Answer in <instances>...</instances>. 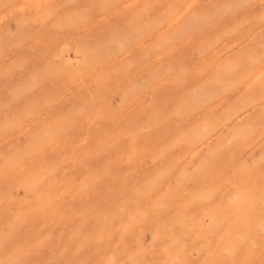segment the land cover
<instances>
[{
	"label": "rangeland",
	"instance_id": "1",
	"mask_svg": "<svg viewBox=\"0 0 264 264\" xmlns=\"http://www.w3.org/2000/svg\"><path fill=\"white\" fill-rule=\"evenodd\" d=\"M222 1L0 0L2 4V6L0 4V109L6 107L1 109L3 112L0 111V130H2V133H0V139H2L0 140V174L3 173L5 175L2 174V177L0 175V264H15V262L17 264H96V262L97 264H101L102 262V264H132L134 262L133 255H135L134 259H137V262L135 261L137 264H246V262L248 264H264V0ZM229 1H233L235 5ZM155 4L158 6L154 8ZM246 6L248 7L246 8ZM210 10L213 11L211 12ZM226 10L229 13H226ZM243 11L244 13H242ZM189 12L193 13V15ZM204 14L207 15L204 16ZM41 15L44 16L42 17ZM133 15L136 18H133ZM234 15L236 16L235 19L233 18ZM226 16L227 19H225ZM229 16L234 20L231 21ZM35 18H37L36 21ZM137 18L141 20L138 19V21ZM197 18H201V20ZM247 19L251 20L248 21ZM29 20H32L30 21L31 23ZM134 21H136V24ZM229 23L231 24L229 25ZM240 25L242 27L241 30ZM124 28L128 31H124ZM203 28L208 33L205 32L204 34V30H201ZM254 31L255 33H253ZM237 33L239 34L237 35ZM225 37L226 39L228 37L227 41H225ZM244 39L246 40L244 41ZM102 40L103 42L100 44ZM199 40H201L200 43ZM195 41H198V45L192 44L196 43ZM208 43L211 44L209 45ZM237 44L239 47H236L238 46ZM157 52L158 54H155ZM173 55H175V58ZM82 56L87 57V60ZM214 56L216 57L214 58ZM185 57L188 59H185ZM198 58H200L201 62L197 61ZM146 59L148 62L145 61ZM82 61H85L86 65L81 64ZM174 61H176L175 66L177 67L174 66ZM178 61L183 68L179 65ZM209 61L210 63L213 62L212 65L208 63ZM161 63L162 66L160 65ZM78 65L82 68L86 66V70L80 68ZM205 65H207L206 69ZM214 65L217 67V69L215 68L216 70L214 69ZM89 67L93 68L95 73ZM87 69H90L92 72L88 70L90 72L86 74L85 71L88 73ZM242 69L244 71H241ZM169 70L172 71L170 72ZM211 70L215 71V75H213L214 73ZM204 71L206 73H202ZM241 72L243 73L241 74ZM171 73L174 75H171ZM256 74L259 77L258 80ZM241 75L243 76L241 77ZM247 75L248 77H246ZM233 76L236 80L233 79ZM217 77L219 78L217 79ZM151 79H156L157 81L154 80L156 83L149 81ZM220 81L228 87H223L224 85ZM223 88L227 91L223 90ZM141 90L144 91L145 95L141 93ZM210 91L216 92L211 94ZM222 93L224 97L220 95ZM257 93L258 95H256ZM260 94L262 96L258 99ZM248 95L252 97H247ZM255 95L257 96V100L256 98L254 99ZM95 98H99L100 100L97 99L96 101ZM91 99H95V102ZM235 100L237 101L235 102ZM155 101L156 103H154ZM213 102H216V105H213ZM90 104H92L93 108H91ZM203 104H205L206 109ZM250 105L253 107H250ZM81 106L84 107L82 108ZM208 106L211 108H208ZM88 107L89 110L85 113ZM241 107L242 109H240ZM81 110H84V113ZM73 111L77 113L76 117V113ZM24 112L27 113L25 114ZM178 112L181 113L179 114ZM32 113L35 115L34 118H32L33 116L31 117ZM68 115L69 117H67ZM81 115L83 117H79ZM158 115L163 119L157 118ZM210 115L211 117L209 118ZM221 115L224 120L221 119ZM15 118H17V122L22 121L23 125L21 123V125L18 124L19 122L16 123ZM75 118L78 119L76 120ZM258 122L260 123L257 126ZM251 123L254 127L250 125ZM54 124L58 127L54 126ZM50 125L52 127H48ZM72 125L74 126L72 127ZM215 126L218 128L216 127L215 129ZM46 127L49 131L45 129ZM19 131L20 133H18ZM62 131L64 132L63 134ZM214 132L216 133L214 134ZM48 133L50 134L46 135ZM207 135L212 137H206ZM38 136L39 138H35ZM52 137L55 141L52 140ZM112 138L115 139L113 140ZM244 138L246 142H244ZM104 140L106 143L103 142ZM34 141L35 143H33ZM108 141L111 142L109 143ZM108 144L114 145L108 146ZM26 145L29 146L27 147ZM16 147H18L17 151H15ZM26 147L27 150H25ZM39 147L41 148L39 149ZM23 148H25V153H23L25 154V158L22 154L24 152ZM97 148H99L98 155H96L98 153ZM18 151L19 153H17ZM56 153L59 155H56ZM92 153H95V156ZM12 154L16 157L11 156ZM17 154H20V156ZM87 156L88 158L89 156H94V158L89 160ZM10 158L13 160L11 159L10 161ZM15 158H19V160L21 158L22 160L19 161L17 159V161H14ZM65 158H70L71 161L69 159L64 160L63 164L62 161ZM152 160L154 163H152ZM177 160L180 161L178 162ZM67 162L69 163L67 164ZM53 164L55 165L52 166ZM246 165L248 166L246 167ZM3 167L5 169L8 167L13 168H8V171H4ZM166 168H169V170ZM194 168L197 170L196 173L193 170ZM2 169L4 170L2 171ZM40 169L41 171H39ZM252 169H255L254 172L251 171ZM106 170L109 173H107L108 175H105ZM46 171L50 173L48 174ZM246 171H249V174ZM193 172L194 175H192ZM35 174L38 177L44 178V180L40 178L43 180L42 183L38 182L39 179L37 180ZM96 174L100 177L105 175V178H100ZM158 176H161V181L157 179ZM167 177L169 178L167 179ZM31 178L33 180L30 183ZM94 179H97L96 182ZM23 181L24 184L28 182L31 189H27L29 186L27 184L24 185ZM88 181L90 183L94 181L95 185H93L94 182L90 185ZM154 181H156V184H154ZM33 182L36 185H32ZM226 182L229 184H225ZM174 183L179 187H174ZM149 185L150 187L154 186L150 188ZM156 185L158 187L161 186L159 187L160 189ZM40 186L42 187L40 188ZM23 187L27 190H24ZM144 187H149L150 190L147 188L145 190ZM173 188L180 191H174ZM148 191L150 193L147 194ZM138 192L139 194H136ZM141 192L144 194H141ZM46 194L47 197L45 196ZM49 194L52 198L49 197ZM139 195L140 197L137 199L136 197ZM254 196H256L258 202L256 199H253ZM259 198H261V202ZM36 199L39 200V204ZM164 199L168 200L163 203ZM173 199H176L175 202ZM41 200L43 202H40ZM190 200H192V203ZM240 200H246V204L243 202L244 205L242 206ZM227 201H232L233 204H229L228 202L227 207L225 205ZM253 201L256 202L253 203ZM47 202H49L48 205H45ZM238 202V205L241 204L240 206L236 205ZM170 203L172 205H169ZM188 203L191 205L185 206ZM37 204L41 210L38 209L39 206ZM49 204L51 207L53 206L50 209H48ZM160 204L162 206L166 205L160 207ZM193 204L194 206H192ZM124 205L126 206L124 207ZM224 205L226 207L220 209ZM229 205H232V207ZM122 206L126 213L121 212L124 211ZM43 207L44 210L42 209ZM237 207L243 211L242 214L240 210L237 211ZM156 208H159L160 212H156L158 211ZM255 208L260 210V213ZM246 209L248 210L247 212ZM249 210L253 216L248 215L251 214ZM218 213H220V218L216 216ZM229 213H232V217L235 218L230 217ZM238 214L243 215V217L247 214L246 218L249 216V222L245 217L243 218ZM212 215L214 216L213 218ZM112 216L116 217H114L116 221L111 219ZM237 216L242 218V220L239 218L237 220ZM45 217L46 219H44ZM215 217L219 221L221 219V222L215 219ZM222 217H225L224 220ZM170 220H172L173 224L176 223L177 225L171 227L173 224H171ZM236 220L239 223L238 226L237 223H234V221L237 222ZM179 221H183L184 223L182 224ZM136 223L140 224L136 225ZM215 224L217 228H214ZM105 225H109L110 227H106ZM165 225H167V231L171 230L172 233H170L171 231L168 233L163 228ZM219 225L221 226L219 227ZM152 227L154 228L151 229ZM181 227H184L186 231ZM247 227L248 229L245 230ZM160 228L163 232L160 231ZM172 228L176 230L173 232ZM212 228H214L213 231L211 230ZM129 229L132 231L129 232L131 235L128 237L126 234H128ZM155 229L160 232L153 233ZM215 229L220 230L218 231L219 233ZM181 231H183L184 235H182ZM230 231L232 232L231 236ZM244 231L246 232L244 233ZM157 233L160 237L157 238L156 236L155 238ZM211 233L213 234L212 236H210ZM241 233L244 234L242 235ZM171 235L174 236V240H171L173 239ZM236 235L239 237H236ZM1 237H4V239ZM164 237H169L170 240ZM242 237L247 239L244 238V240ZM249 237L254 239L250 238V241ZM224 238H228V240H224ZM156 239L159 240L156 241ZM246 240L247 242L249 241L248 244ZM158 242L159 244H155ZM235 242L238 247L235 245ZM258 242H262V249H259L260 244ZM176 243L181 246H176ZM195 244L197 246L202 244L201 248H196ZM142 245H144L145 249L147 248L145 251L141 248L143 253L147 254L148 251L150 252L148 253L149 255L145 256V260L143 259V253L139 251V247H142ZM232 245H234V248ZM241 247H243V250ZM251 247L254 250L253 248L249 249ZM236 248L240 250L238 251ZM244 250H249L251 254L257 251L253 254L256 258L254 259L253 255H249ZM245 252L247 255L242 254ZM120 253L124 254H122L123 256L121 255L122 258L120 257ZM256 254L259 257L261 255V257L259 258ZM180 256L181 259L179 258ZM128 259L130 260L128 261ZM13 261L15 262L13 263Z\"/></svg>",
	"mask_w": 264,
	"mask_h": 264
},
{
	"label": "bare ground",
	"instance_id": "2",
	"mask_svg": "<svg viewBox=\"0 0 264 264\" xmlns=\"http://www.w3.org/2000/svg\"><path fill=\"white\" fill-rule=\"evenodd\" d=\"M138 1H139V0H138ZM160 1H161V0H160ZM164 1H165V0H164ZM221 1H222V0H221ZM236 1H237V0H236ZM260 1H261V0H260ZM260 1H258V2H260ZM6 2H7V1H6ZM178 2H179V1H178ZM222 2L224 3V1H222ZM229 2H230V1H229ZM232 2H233V1H232ZM232 2H230V3H232ZM24 3H26V2H24ZM37 3H38V2H37ZM183 3H184V2H183ZM190 3H191V2H190ZM192 3H193V2H192ZM220 3H221V2H220ZM233 3H234V2H233ZM255 3H256V2H255ZM0 4H1V3H0ZM20 4H21V3H20ZM177 4H179V3H177ZM187 4L190 5L189 3H187ZM187 4H186V5H187ZM194 4H196V3H194ZM206 4H207V3H206ZM221 4H222V3H221ZM244 4H245V3H244ZM5 5H6V4H5ZM7 5H8V4H7ZM14 5H15V4H14ZM43 5H44V4H43ZM159 5H160V4H159ZM184 5H185V4H184ZM204 5H205V4H204ZM234 5H235V3H234ZM234 5H233V6H234ZM237 5H238V4H237ZM245 5H246V4H245ZM250 5H251V4H250ZM1 6H2V4H1ZM39 6H42V5H39ZM156 6H158V5L155 4L154 8H155ZM219 6H220V5H219ZM253 6H254V5H253ZM253 6H251V7H253ZM5 7H6V6H5ZM182 7H184V6H182ZM215 7H216V6H215ZM234 7H235V6H234ZM242 7H243V5H242ZM247 7H248V6H246V8H247ZM254 7H255V6H254ZM49 8H50V7H49ZM185 8H186V6H185ZM197 8H198V7H197ZM37 9H38V8H37ZM41 9H43V8H41ZM149 9H150V8H149ZM152 9H153V8H152ZM169 9H170V8H169ZM198 9H200V8H198ZM213 9H214V8H213ZM215 9H216V8H215ZM242 9H243V8H242ZM0 10H1V8H0ZM20 10H21V9H20ZM22 10H23V8H22ZM51 10H52V9H51ZM101 10H102V9H101ZM145 10H146V9H145ZM171 10H172V8H171ZM204 10H205V9H204ZM204 10H203V11H204ZM221 10H222V9H221ZM227 10H228V9H227ZM227 10L225 11L226 13L229 11V10H228V11H227ZM244 10H245V9H244ZM41 11H42V10H41ZM78 11H79V10H78ZM165 11H166V10H165ZM207 11H208V10H207ZM210 11H211V10H210ZM212 11H213V10H212ZM212 11H211V12H212ZM246 11H247V10H246ZM50 12H51V11H50ZM141 12H142V11H141ZM150 12H151V11H150ZM166 12H167V11H166ZM216 12H217V11H216ZM223 12H224V10H223ZM38 13H39V12H38ZM143 13H145V12H143ZM167 13H168V12H167ZM189 13L191 14V12H189ZM214 13H215V12H214ZM214 13H213V14H214ZM226 13H225V15H227ZM228 13H229V12H228ZM242 13H244V11H243ZM242 13H241V14H242ZM247 13H248V12H247ZM255 13H256V12H255ZM261 13H262V12H261ZM36 14H37V13H36ZM40 14H42V13H40ZM43 14H44V13H43ZM48 14H49V13H48ZM178 14H179V13H178ZM208 14H209V13H208ZM148 15H149V14H148ZM163 15H165V14H163ZM179 15H180V14H179ZM186 15H187V14H186ZM191 15H193V13H192ZM205 15H207V14H204V16H205ZM221 15H222V13H221ZM231 15H233V14H231ZM33 16H34V15H33ZM36 16H37V15H36ZM41 16H42V15H41ZM43 16H44V15H43ZM43 16H42V17H43ZM134 16H135V15H133V18H136V17H134ZM136 16H139V15H136ZM167 16H168V15H167ZM188 16H189V15H188ZM188 16H187V17H188ZM196 16H197V15H196ZM199 16H200V15H199ZM201 16H203V15H201ZM219 16H220V14H219ZM249 16H250V15H249ZM251 16H253V15H251ZM255 16H256V15H255ZM39 17H40V16H39ZM141 17H142V16H141ZM143 17H145V16H143ZM191 17H192V16H191ZM210 17H211V16H210ZM215 17H216V16H215ZM229 17H230V16H229ZM235 17H236V16L234 15L233 18L235 19ZM245 17H246V16H245ZM253 17H254V16H253ZM160 18H161V17H160ZM166 18H167V17H166ZM175 18H176V17H175ZM179 18H180V17H179ZM201 18H202V17H201ZM201 18H200V19L197 18V19L201 20ZM217 18H218V17H217ZM259 18H260V17H259ZM24 19H25V18H24ZM42 19H43V18H42ZM138 19L141 20L140 18H137V20H138ZM173 19H174V18H173ZM189 19H190V17H189ZM189 19H188V20H189ZM192 19H193V18H192ZM210 19H211V18H210ZM225 19H227V16L225 17ZM230 19H231V17H230ZM234 19H233V20H234ZM257 19H258V17H257ZM32 20H34V19H32ZM32 20H29V22L32 21ZM36 20H37V18H35V21H36ZM137 20H136V21H137ZM139 20H138V21H139ZM202 20H203V19H202ZM211 20H212V19H211ZM233 20L231 19V21H233ZM243 20H245V19H243ZM247 20H248V19H247ZM250 20H251V19H250ZM250 20H248V21H250ZM255 20H256V19H255ZM131 21H132V20H131ZM136 21H134L135 24H136ZM183 21H184V19H183ZM183 21H182V22H183ZM195 21H196V20H195ZM195 21H194V22H195ZM197 21H198V20H197ZM215 21H216V20H215ZM223 21H224V20H223ZM257 21H259V20H257ZM21 22H22V20H21ZM129 22H130V21H129ZM185 22H186V21H185ZM190 22H191V21H190ZM198 22H200V21H198ZM209 22H210V21H209ZM213 22H214V21H213ZM238 22H239V21H238ZM242 22H244V21H242ZM259 22H260V21H259ZM23 23H24V22H23ZM30 23H31V22H30ZM180 23H181V22H180ZM201 23H202V21H201ZM201 23H200V24H201ZM211 23H212V22H211ZM222 23H223V22H222ZM246 23H247V22H246ZM253 23H254V21H253ZM253 23H252V24H253ZM261 23H262V22H261ZM132 24H133V23H132ZM169 24H170V23H169ZM200 24H199V25H200ZM215 24H216V23H215ZM215 24H214V25H215ZM220 24H221V23H220ZM230 24H231V23H229V25H230ZM239 24H240V23H239ZM250 24H251V23H250ZM255 24H256V23H255ZM262 24H263V23H262ZM124 25H125V24H124ZM128 25H129V24H128ZM165 25H167V24H165ZM206 25H207V24H206ZM206 25H205V26H206ZM210 25H212V24H210ZM214 25H213V26H214ZM241 25H242V24H241ZM241 25H240V30L242 29ZM256 25H257V24H256ZM28 26H29V25H28ZM35 26H36V25H35ZM113 26H114V25H113ZM126 26H127V25H126ZM133 26L135 27L134 24H133ZM139 26H140V25H139ZM232 26H234V25H232ZM237 26H238V23H237ZM248 26H249V25H248ZM258 26H259V25H258ZM124 27H125V26H124ZM128 27H129V26H128ZM130 27H131V26H130ZM181 27H182V26H181ZM199 27H200V26H199ZM208 27H209V26H208ZM215 27H216V26H215ZM229 27H231V26H229ZM243 27H244V26H243ZM245 27H246V25H245ZM251 27H252V26H251ZM114 28L116 29V27H114ZM119 28H120V27H119ZM164 28H165V27H164ZM164 28H163V29H164ZM246 28H247V27H246ZM121 29H122V27H121ZM124 29H125L124 31H128V30H126V28H124ZM132 29H133V28H132ZM135 29H136V28H135ZM161 29H162V28H161ZM161 29H159V30H161ZM165 29H166V28H165ZM205 29H210V28H205ZM119 30H120V29H119ZM129 30H131V29H129ZM178 30H179V29H178ZM194 30H195V29H194ZM201 30H204V28L201 29ZM201 30H200V31H201ZM251 30H252V29H251ZM255 30H256V29H255ZM257 30H258V29H257ZM132 31H133V30H132ZM132 31H131V32H132ZM228 31H229V30H228ZM230 31H231V30H230ZM242 31H243V30H242ZM131 32H130V33H131ZM133 32H134V31H133ZM157 32H158V31H157ZM201 32H203V31H201ZM205 32H207V31L204 30L203 33L205 34ZM111 33H112V32H111ZM207 33H208V32H207ZM253 33H255V31H254ZM113 34H114V32H113ZM116 34H117V33H116ZM122 34H123V33H122ZM126 34L129 35L128 33H126ZM153 34L155 35V33H153ZM153 34H152V35H153ZM157 34H158V33H157ZM194 34H198V33H194ZM200 34L203 35L202 33H200ZM238 34H239V33H237V35H238ZM251 34H252V33H251ZM187 35H188V34H187ZM235 35H236V34H235ZM123 36H124V34H123ZM129 36H130V35H129ZM129 36H128V37H129ZM188 36H189V35H188ZM203 36H204V35H203ZM221 36H222V35H221ZM223 36H224V34H223ZM245 36H246V35H245ZM106 37H107V36H106ZM106 37H105V38H106ZM113 37H114V36H113ZM113 37H112V38H113ZM115 37H116V36H115ZM115 37H114V38H115ZM120 37H121V36H120ZM228 37H229V36H228ZM228 37H227V39H228ZM231 37H232V36H231ZM231 37H230V38H231ZM249 37H250V35H249ZM116 38H117V37H116ZM189 38H190V37H189ZM193 38H194V37H193ZM215 38L217 39V37H215ZM230 38H229V39H230ZM242 38H243V37H242ZM255 38H256V37H255ZM120 39H121V38H120ZM225 39H226V37H225ZM227 39H226L225 41H227ZM246 39H247V38H246ZM246 39H244V41H245ZM16 40H17V39H16ZM105 40H106V39H105ZM111 40H112V39H111ZM124 40H125V39H124ZM142 40H143V39H142ZM144 40H145V39H144ZM247 40H249V39H247ZM93 41H94V39H93ZM96 41H97V40H96ZM183 41H184V40H183ZM200 41H201V40H199V43H200ZM223 41H224V40H223ZM240 41H241V40H240ZM244 41H243V42H244ZM101 42H103V40L100 41V44H102ZM180 42H181V41H180ZM193 42H194V41H193ZM195 42H196V41H195ZM211 42L213 43L214 41L211 40ZM176 43H177V42H176ZM197 43H198V41H197L196 43H192V44H194V45H195V44L198 45ZM221 43H222V42H221ZM77 44H78V43H77ZM77 44H76V45H77ZM106 44H107V43H106ZM106 44H105V45H106ZM137 44H138V43H137ZM208 44L210 45L211 43H208ZM208 44H205V45H208ZM214 44H215V42H214ZM214 44H213V45H214ZM239 44H240V43H239ZM251 44H252V43H251ZM253 44H254V42H253ZM95 45H96V44H95ZM237 45H238V44H237ZM80 46H81V45H80ZM80 46H79V47H80ZM99 46H100V45H99ZM107 46H108V45H107ZM192 46H193V45H192ZM215 46H216V45H215ZM219 46H220V45H219ZM219 46H217V47H219ZM181 47H182V46H181ZM203 47H204V46H203ZM236 47H239V45L236 46ZM236 47H235V48H236ZM76 48H77V46H76ZM94 48H95V47H94ZM185 48H186V47H185ZM233 48H234V47H233ZM77 49H78V48H77ZM80 49H81V47H80ZM83 49H84V47H83ZM95 49H96V48H95ZM104 49H105V48H104ZM214 49H215V48H214ZM230 49H231V48H230ZM237 49H238V48H237ZM87 50H88V49H87ZM90 50H91V48H90ZM168 50H169V48H168ZM170 50H171V49H170ZM215 50H216V49H215ZM232 50H233V49H232ZM213 51H214V50H213ZM226 51H227V50H226ZM234 51H235V49H234ZM76 52H78V51L76 50ZM101 52H103V51H101ZM164 52H166V51H164ZM197 52H198V51H197ZM205 52H206V51H205ZM207 52H208V51H207ZM230 52H231V51H230ZM81 53H82V52H81ZM86 53H88V52H86ZM159 53H160V52H159ZM227 53L229 54L228 51H227ZM63 54H64V53H63ZM153 54H154V53H153ZM155 54H158V52L155 53ZM199 54H200V53H199ZM214 54H215V53H214ZM77 55H78V54H77ZM86 55H87V54H86ZM124 55H125V53H124ZM151 55H152V54H151ZM175 55H176V54H175ZM175 55H173L174 58H175ZM209 55H211V54L209 53ZM225 55H226V54H225ZM247 55H248V54H247ZM247 55H246V56H247ZM78 56H79V55H78ZM180 56H182V55L180 54ZM180 56H179V57H180ZM183 56H184V54H183ZM193 56H194V55H193ZM216 56H217V55H216ZM216 56H214V58H215ZM82 57H83V58H86L85 60H87V57H85V56H82ZM156 57H157V56H156ZM211 57H212V56H211ZM263 57H264V56H263ZM83 58H81V59H83ZM174 58H173V59H174ZM186 58H187V57H185V59H186ZM200 58H202V57H200ZM200 58H198L197 61H198ZM72 59H73V58H72ZM187 59H188V58H187ZM192 59H193V58H192ZM204 59H205V57H204ZM204 59H203V60H204ZM218 59H219V58H218ZM221 59H222V58H221ZM79 60H80V59H79ZM108 60H109V59H108ZM201 60H202V59H201ZM210 60L212 61V59H210ZM98 61H99V60H98ZM145 61H147V59H146ZM149 61H150V60H149ZM171 61H172V59H171ZM176 61H177V60H176ZM176 61H174V66H175V62H176ZM180 61H181V60H180ZM184 61H185V60H184ZM186 61H188V60H186ZM199 61H200V60H199ZM219 61H220V60H219ZM219 61H218V62H219ZM28 62H30V61H28ZM84 62H85V61H84ZM84 62L82 61V63H81V62H80V63H81V64H85ZM87 62H88V61H87ZM89 62H90V61H89ZM103 62H104V61H103ZM105 62H106V60H105ZM105 62H104V63H105ZM139 62H140V61H139ZM143 62H144V61H143ZM143 62H141V63H143ZM147 62H148V61H147ZM147 62H146V63H147ZM178 62H179V61H178ZM181 62H182V61H181ZM200 62H201V61H200ZM214 62H215V61H214ZM244 62H245V61H244ZM80 63H79V64H80ZM96 63H97V62H96ZM96 63H95V64H96ZM101 63H102V61H101ZM106 63H107V62H106ZM106 63H105V64H106ZM146 63H145V64H146ZM169 63H170V62H169ZM172 63H173V62H172ZM172 63H171V64H172ZM179 63H180V62H179ZM182 63H183V62H182ZM186 63H187V62H186ZM188 63H189V61H188ZM208 63H210V61H209ZM208 63H207V65L210 66V64L212 65L213 62L210 63V64H208ZM221 63H222V62H221ZM221 63H220V64H221ZM223 63H224V62H223ZM245 63H246V62H245ZM89 64H90V63H89ZM102 64H103V63H102ZM183 64H184V63H183ZM220 64H219V65H220ZM242 64H243V63H242ZM17 65H18V64H17ZM85 65H86V64H85ZM107 65H108V64H107ZM160 65L162 66V63H161ZM176 65H177V64H176ZM179 65H181V63H180ZM207 65H205V69L207 68V67H206ZM219 65H218V66H219ZM221 65H222V64H221ZM233 65H234V64H233ZM246 65H248V64H246ZM246 65H243V66H246ZM254 65H256V64H254ZM78 66L80 67V65H78ZM88 66H89V65H88ZM91 66H93V65H91ZM101 66H103V65H101ZM163 66H164V64H163ZM169 66H170V65H169ZM181 66H182V65H181ZM234 66H235V65H234ZM85 67H86V66H85ZM85 67H84V68L80 67V68L86 70ZM175 67H177V66H175ZM178 67H179V66H178ZM203 67H204V66H203ZM220 67H221V66H220ZM222 67H223V65H222ZM89 68H91V67H89ZM97 68H98V67H97ZM167 68H168V67H167ZM172 68H173V67H172ZM182 68H183V66H182ZM190 68H191V67H190ZM210 68H211V67H210ZM215 68L217 69V67H215V65H214V69H215ZM91 69H92V71L94 70L93 68H91ZM160 69H161V68H160ZM174 69H175V68H174ZM177 69H178V68H177ZM191 69H192V68H191ZM200 69H201V68H200ZM216 69H215V70H216ZM219 69H220V68H219ZM219 69H218V70H219ZM227 69H229V68H227ZM262 69H263V68H262ZM10 70H11V69H10ZM88 70H90V69H87V71H88ZM161 70H162V69H161ZM183 70H184V69H183ZM197 70H198V68H197ZM218 70H217V72H218ZM221 70H222V69H221ZM254 70H255V69H254ZM74 71H75V70H74ZM90 71H91V70H90ZM90 71H88V73L85 71V73H86V74H89ZM92 71H91V72H92ZM94 71H95V70H94ZM94 71H93V72H94ZM169 71H170V70H169ZM171 71H172V70H171ZM171 71H170V72H171ZM179 71H181V70H179ZM200 71H201V70H200ZM207 71H208V70H207ZM209 71H210V70H209ZM211 71H212V70H211ZM238 71H239V70H238ZM241 71H244V70L242 69ZM252 71H253V70H252ZM59 72H60V71H59ZM153 72H154V71H153ZM164 72H165V71H164ZM181 72H182V71H181ZM212 72H213V71H212ZM212 72H211V73H212ZM214 72H215V71H214ZM214 72H213V73H214ZM222 72H223V71H222ZM234 72H235V71H234ZM234 72H233V73H234ZM247 72H249V71H247ZM94 73H95V72H94ZM173 73H174V71H173ZM185 73H186V72H185ZM202 73H206V72L204 71V72H202ZM211 73H210V75H211ZM242 73H243V72H241V74H242ZM245 73H246V72H245ZM258 73H259V72H258ZM79 74H81V73L79 72ZM146 74H147V73H146ZM148 74H150V73H148ZM175 74H176V73H175ZM182 74H183V73H182ZM228 74H230V73H228ZM231 74H232V73H231ZM234 74H235V73H234ZM150 75H151V74H150ZM171 75H174V74L171 73ZM180 75H181V74H180ZM187 75H188V74H187ZM197 75H198V74H197ZM199 75H200V74H199ZM213 75H215V73H214ZM216 75H217V74H216ZM219 75H220V74H219ZM239 75H240V74H239ZM244 75H245V74H244ZM254 75H255V74H254ZM145 76H147V75H145ZM153 76H154V75H153ZM168 76H169V75H168ZM200 76H201V75H200ZM202 76L204 77V75H202ZM206 76H207V75H206ZM208 76H209V75H208ZM230 76H231V75H230ZM235 76H236V74H235ZM237 76H238V75H237ZM242 76H243V75H241V77H242ZM256 76H257V74H256ZM260 76H261V75H260ZM164 77H165V76H164ZM233 77H234V76H233ZM246 77H248V75H247ZM257 77H258V76H257ZM193 78H194V77H193ZM206 78H207V77H206ZM210 78H211V77H210ZM213 78H214V77H213ZM218 78H219V77H217V79H218ZM185 79H186V77H185ZM223 79H224V78H223ZM233 79L236 80L235 77H234ZM233 79H232V80H233ZM239 79H241V78H239ZM243 79H244V77H243ZM243 79H242V80H243ZM258 79H259V77L257 78V80H258ZM154 80H156V79H154ZM154 80L151 79V80H149V81H154ZM207 80H208V79H207ZM212 80H213V79H212ZM224 80H225V79H224ZM244 80H245V79H244ZM246 80H248V79H246ZM252 80H253V78H252ZM36 81H37V80H36ZM149 81H148V82H149ZM156 81H157V80H156ZM225 81H226V80H225ZM239 81H241V80H239ZM255 81H256V80H255ZM75 82H76V81H75ZM154 82H155V81H154ZM205 82H206V80H205ZM212 82H213V81H212ZM220 82H221V81H220ZM245 82H246V81H245ZM247 82H248V81H247ZM52 83H53V82H52ZM142 83H144V82L142 81ZM155 83H156V82H155ZM214 83H215V82H214ZM221 83H222V82H221ZM227 83H228V82H227ZM231 83H232V82H231ZM205 84H206V83H205ZM232 84H233V83H232ZM232 84H231V85H232ZM235 84H236V83H235ZM241 84H242V83H241ZM247 84H248V83H247ZM144 85H145V83H144ZM148 85H149V84H148ZM154 85H156V84H154ZM181 85H182V84H181ZM219 85H220V84H219ZM222 85H224V84L222 83ZM258 85H259V83H258ZM207 86H208V85H207ZM212 86H213V83H212ZM226 86H227V85H224L223 87H226ZM235 86H236V85H235ZM235 86H234V87H235ZM227 87H228V86H227ZM234 87H233V88H234ZM244 87H245V86H244ZM260 87H261V86H260ZM260 87H259V88H260ZM18 88H19V87H18ZM140 88H141V87H140ZM149 88H150V87H149ZM216 88H218V87H216ZM216 88H215V89H216ZM229 88H230V87H229ZM238 88L240 89V87H238ZM241 88H242V87H241ZM145 89H146V88H145ZM227 89H228V88H227ZM234 89H235V88H234ZM243 89H244V88H243ZM220 90H221V89H220ZM223 90L227 91V90L224 89V88H223ZM257 90H258V89H257ZM259 90H260V89H259ZM261 90H262V88H261ZM142 91H143V90H141V93H144V91H143V92H142ZM204 91H205V89H204ZM206 91H207V89H206ZM225 91H224V93H225ZM229 91H231V90H229ZM235 91H236V90H235ZM237 91H238V89H237ZM213 92H216V91H213ZM213 92L210 91L211 94H212ZM233 92H234V90H233ZM257 92H258V91H257ZM220 93H221V92H220ZM231 93H232V92H231ZM231 93H230V94H231ZM252 93H253V92H252ZM258 93H259V92H258ZM258 93H257L256 95H258ZM260 93H261V91H260ZM137 94H138V93H137ZM139 94H140V92H139ZM139 94H138V95H139ZM207 94H208V93H207ZM226 94H227V93H226ZM230 94H229V95H230ZM262 94H263V93H262ZM144 95H145V93H144ZM220 95L223 96V93L220 94ZM224 95H225V94H224ZM256 95H255V96H256ZM222 96H221V98H222ZM249 96H251V95H248L247 97H249ZM255 96H254V99L256 98V100H257V96H256V97H255ZM261 96H262V95L260 94V97H258V99L261 98ZM263 96H264V94H263ZM95 97H96V96H95ZM99 97H101V96H99ZM141 97H142V96H141ZM148 97H149V96H148ZM223 97H224V96H223ZM251 97H252V96H251ZM102 98L105 99V97H103V96H102ZM150 98H151V97H150ZM210 98H211V97H210ZM213 98H214V97H213ZM51 99H52V98H51ZM95 99H96V98H95ZM95 99H94V100H95ZM97 99H99V98H97ZM97 99H96V101H97ZM158 99H159V98H158ZM219 99H220V98H219ZM222 99H223V98H222ZM226 99H227V98H226ZM251 99H252V98H251ZM91 100H93V99H91ZM94 100H93V101H94ZM99 100H100V99H99ZM105 100H106V99H105ZM154 100H155V99H154ZM159 100H160V99H159ZM211 100H212V98H211ZM193 101H194V100H193ZM227 101H228V100H227ZM236 101H237V100H235V102H236ZM244 101H245V100H244ZM250 101H251V100H250ZM252 101H253V100H252ZM14 102H15V101H14ZM14 102H12V103H14ZM94 102H95V101H94ZM98 102H99V101H98ZM128 102H129V101H128ZM128 102H127V103H128ZM209 102H210V101H209ZM230 102H232V101H230ZM239 102H240V101H239ZM88 103H89V102H88ZM92 103H93V102H92ZM154 103H156V101H155ZM157 103H158V102H157ZM160 103H161V102H160ZM206 103H207V102H206ZM211 103H212V102H211ZM213 103H214V102H213ZM215 103H216V102H215ZM215 103H214L213 105H216ZM243 103H244V102H243ZM248 103H249V102H248ZM34 104H35V103H34ZM96 104H97V103H96ZM161 104H162V103H161ZM225 104H226V103H225ZM237 104H239V103H237ZM237 104H234V105H237ZM10 105H11V104H10ZM84 105H85V104H84ZM90 105H91V108H93V107H92V104H90ZM189 105H190V104H189ZM203 105L205 106V104H203ZM207 105H208V104H207ZM213 105H212V106H213ZM243 105L245 106V103H244ZM253 105H254V104H253ZM34 106L37 107L36 105H34ZM34 106H33V107H34ZM40 106H41V105H40ZM93 106H94V105H93ZM251 106H252V105H250V107H251ZM259 106H260V105H259ZM48 107H49V106H48ZM81 107H82V106H81ZM83 107H84V106H83ZM83 107H82V108H83ZM86 107H87V103H86ZM103 107H104V106H103ZM213 107H214V106H213ZM221 107H222V106H221ZM252 107H253V106H252ZM3 108H6V107H3ZM3 108H1V109H3ZM187 108H188V107H187ZM208 108H211V107L208 106ZM208 108H207V109H208ZM247 108H248V107H247ZM255 108H256V107H255ZM1 109H0V111H1ZM7 109H8V108H7ZM36 109H37V108H36ZM75 109H76V108H75ZM99 109H100V108H99ZM107 109H108V108H107ZM159 109H160V108H159ZM172 109H173V108H172ZM203 109H204V108H203ZM205 109H206V106H205ZM218 109H219V108H218ZM240 109H242V107H241ZM4 110H5V109H4ZM10 110H11V109H10ZM77 110H78V109H77ZM77 110H76V111H77ZM88 110H89V107L86 108L85 113H87ZM178 110H179V109H178ZM184 110H185V109H184ZM213 110H214V109H213ZM215 110H216V108H215ZM244 110H245V109H244ZM249 110H251V109H249ZM6 111H7V110H6ZM25 111H26V110H25ZM78 111H79V110H78ZM81 111H82V110H81ZM81 111H80V112H81ZM83 111H84V110H83ZM83 111H82V112H83ZM176 111H177V110H176ZM185 111H186V110H185ZM203 111H205V110H203ZM206 111H208V110H206ZM1 112H3V111H1ZM1 112H0V113H1ZM4 112H5V111H4ZM27 112H29V111H27ZM27 112H26V113H27ZM31 112H32V111H31ZM34 112H35V111H34ZM34 112H33V113H34ZM37 112H38V111H37ZM73 112H75V111H73ZM135 112H136V111H135ZM135 112H134V113H135ZM183 112H184V111H183ZM214 112H215V111H214ZM216 112H217V111H216ZM242 112H243V110H242ZM242 112H241V113H242ZM249 112H250V111H249ZM24 113H25V112H24ZM26 113H25V114H26ZM33 113H32V114H33ZM35 113H36V112H35ZM75 113H76V112H75ZM83 113H84V112H83ZM104 113H105V112H104ZM178 113H179V112H178ZM180 113H181V112H180ZM180 113H179V114H180ZM6 114H7V113H6ZM20 114H22V113H20ZM20 114H19V115H20ZM32 114H31V117L33 116L32 118H34L35 115H34V114L32 115ZM80 114H81V113H80ZM102 114H103V113H102ZM106 114H107V113H106ZM158 114H159V112H158ZM198 114H199V112H198ZM210 114H211V113H210ZM222 114H223V113H222ZM22 115H24V114H22ZM36 115H37V114H36ZM69 115H70V114H69ZM69 115H68L67 117H69ZM76 115H77V113L75 114V117H76ZM84 115H85V114H84ZM95 115H96V114H95ZM97 115H98V114H97ZM163 115H164V114H163ZM212 115H213V113H212ZM247 115H249V114H247ZM257 115H258V114H257ZM13 116H15V115H13ZM13 116H12V117H13ZM28 116H29V115H28ZM178 116H179V115H178ZM178 116H177V119H178ZM215 116H216V115H215ZM240 116H241V115H240ZM16 117L18 118V116H16ZM19 117H20V116H19ZM79 117H83V116L81 115V116H79ZM158 117L161 118V119H163V118L160 117L159 115L157 116V118H158ZM180 117H181V116H180ZM180 117H179V118H180ZM210 117H211V115L209 116V118H210ZM238 117H239V116H238ZM249 117H250V116H249ZM254 117H255V115H254ZM256 117H257V116H256ZM17 118H15V119H16V121H15L16 123L19 122V121L17 122ZM29 118H30V117H29ZM64 118H65V117H64ZM94 118H95V117H94ZM96 118H97V117H96ZM154 118H155V117H154ZM181 118H182V117H181ZM181 118H180V120H182ZM252 118H253V117H252ZM13 119H14V118H13ZM18 119H20V118H18ZM75 119H76V118H75ZM77 119H78V118H77ZM77 119H76V120H77ZM92 119H93V118H92ZM152 119H153V118H152ZM221 119L224 120V118H222V115H221ZM256 119H257V118H256ZM256 119H255V121H256ZM258 119H259V116H258ZM6 120H7V119H6ZM6 120H5V121H6ZM66 120H67V119H66ZM73 120H74V119H73ZM76 120H75V121H76ZM149 120H150V118H149ZM210 120H211V119H210ZM249 120L251 121V119H249ZM12 121H13V120H12ZM40 121H41V120H40ZM40 121H39V122H40ZM62 121L65 123V121H64L63 119H62ZM87 121H88V120H87ZM153 121H154V119H153ZM160 121H161V120H160ZM163 121H164V120H163ZM163 121H162V122H163ZM189 121H190V120H189ZM212 121H213V120H212ZM218 121H219V120H218ZM221 121H222V120H221ZM225 121H226V120H225ZM76 122H77V121H76ZM149 122H150V121H149ZM149 122H147V123L149 124ZM190 122H192V121H190ZM190 122H189V123H190ZM219 122H220V121H219ZM229 122H230V121H229ZM8 123H9V122H8ZM20 123L22 124V121H20L18 124H20ZM25 123H27V122H25ZM66 123H68V122H66ZM69 123H70V122H69ZM153 123H154V122H153ZM232 123H233V122H232ZM252 123H254V122L252 121ZM252 123H251L250 125H252ZM259 123H260V122H258L257 126L259 125ZM1 124H3V123L1 122ZM21 124H20V125H21ZM57 124H58V123H57ZM144 124H145V123H144ZM150 124H151V123H150ZM190 124H191V123H190ZM196 124H197V123H196ZM223 124H224V123H223ZM3 125H4V124H3ZM3 125H2V126H3ZM5 125L8 126L6 123H5ZM22 125H23V124H22ZM37 125H38V124H37ZM51 125H53V124H51ZM51 125L48 126V127H52ZM62 125H63V123H62ZM142 125H143V124H142ZM151 125H152V124H151ZM155 125H156V123H155ZM155 125H153V126H155ZM262 125H263V123H262ZM10 126H11V125H10ZM12 126H13V125H12ZM15 126H16V125H15ZM54 126H57V125L54 124ZM73 126H74V125H72V127H73ZM75 126H76V125H75ZM133 126H134V124H133ZM137 126H138V125H137ZM137 126H136V127H137ZM149 126H150V125H149ZM193 126H194V125H193ZM211 126H212V122H211ZM0 127H1V126H0ZM3 127H5V126H3ZM8 127H9V126H8ZM13 127H14V126H13ZM16 127H17V126H16ZM18 127H19V126H18ZM57 127H58V126H57ZM66 127H67V126H66ZM140 127H141V126H140ZM150 127H151V126H150ZM216 127H217V126H215V129H216ZM250 127H251V126H250ZM252 127H254V126L252 125ZM260 127H261V126H260ZM9 128H10V127H9ZM27 128H28V127H27ZM55 128H56V127H55ZM197 128H198V127H197ZM210 128H212V127H210ZM217 128H218V127H217ZM223 128H224V127H223ZM257 128H258V127H257ZM0 129H1V128H0ZM6 129H7V128H6ZM13 129H15V128H13ZM43 129H44V127H43ZM45 129H46L47 131H49V129H47V127H46ZM147 129H148V128H147ZM151 129H152V127H151ZM154 129H155V127H154ZM215 129H214V130H215ZM255 129H256V127H255ZM255 129H254V130H255ZM3 130H4V129H3ZM8 130H9V129H8ZM11 130H12V129H11ZM69 130H71V128H69ZM214 130H213V131H214ZM246 130H247V129H246ZM252 130H253V128H252ZM252 130H251V131H252ZM261 130H262V129H261ZM9 131H10V130H9ZM51 131H52V129H51ZM123 131H124V130H123ZM205 131H206V130H205ZM235 131H236V130H235ZM41 132H46V131H41ZM53 132H54V131H53ZM125 132H126V131H125ZM125 132H123V133H125ZM199 132H200V131H199ZM0 133H2V130H0ZM6 133H8V132H6ZM18 133H20V131H19ZM21 133H22V132H21ZM63 133H64V132L62 131V134H63ZM215 133H216V132H214V134H215ZM236 133H237V132H236ZM258 133H259V131H258ZM263 133H264V132H263ZM3 134H5V132H3ZM3 134H2V135H3ZM39 134H41V133H39ZM49 134H50V133H48V134H46V135H49ZM59 134H60V133H59ZM201 134H202V133H201ZM207 134H208V132H207ZM209 134H210V133H209ZM259 134H260V133H259ZM43 135H45V134H43ZM60 135H61V134H60ZM60 135H59V136H60ZM199 135H200V134H199ZM211 135H212V134H211ZM231 135H232V134H231ZM249 135H250V134H249ZM39 136H40V135H39ZM39 136H38V137H35V138H39ZM61 136H62V135H61ZM202 136H203V135H202ZM204 136H205V134H204ZM208 136H210V135H207L206 137H208ZM214 136H215V135H214ZM234 136H235V134H234ZM43 137H44V136H43ZM54 137H55V135H54ZM158 137H159V136H158ZM197 137H198V136H197ZM210 137H212V136H210ZM235 137H236V136H235ZM239 137H240V136H239ZM59 138H60V137H59ZM199 138H200V136H199ZM199 138H198V139H199ZM231 138H232V137H231ZM233 138H234V137H233ZM32 139H34V138H32ZM50 139H51V138H50ZM53 139H54V138L52 137V140H53ZM112 139H113V138H112ZM114 139H115V138H114ZM114 139H113V140H114ZM124 139H125V138H124ZM188 139H189V138H188ZM240 139H241V138H240ZM262 139H263V138H262ZM262 139H261V140H262ZM0 140H2V139H0ZM34 140H35V139H34ZM52 140H51V141H52ZM105 140H106V139H105ZM105 140H104L103 142H105ZM108 140H109V138H108ZM110 140H111V139H110ZM113 140H112V142H113ZM232 140H233V139H232ZM237 140H238V139H237ZM32 141H33V140H32ZM49 141H50V140H49ZM53 141H55V140H53ZM53 141H52V142H53ZM57 141H58V139H57ZM57 141H56V143H58ZM233 141H235V140H233ZM52 142H51V143H52ZM108 142L110 143L111 141H108ZM191 142H192V141H191ZM196 142H197V141H196ZM196 142H195V143H196ZM244 142H246V141H245V138H244ZM33 143H35V141H34ZM59 143H60V142H59ZM105 143H106V142H105ZM125 143H126V142H125ZM175 143H176V142H175ZM183 143H184V142H183ZM189 143H190V142H189ZM192 143H193V142H192ZM201 143H202V142H201ZM30 144H31V146H32V143H31V142H30ZM54 144H55V143H54ZM54 144H53V146H54ZM187 144H188V143H187ZM196 144H198V143H196ZM234 144H235V143H234ZM239 144H240V143H239ZM242 144H243V143H242ZM101 145H104V144H101ZM106 145H107V144H106ZM110 145H114V144H110ZM110 145L108 144V146H110ZM231 145H232V141H231ZM235 145H237V144H235ZM235 145H234V146H235ZM26 146H27V145H26ZM28 146H29V145H28ZM28 146H27V147H28ZM33 146H34V145H33ZM39 146H40V145H39ZM51 146H52V145H51ZM55 146H56V144H55ZM85 146H86V145H85ZM85 146H83V147H85ZM191 146H192V145H191ZM197 146H198V145H197ZM197 146H195V147L197 148ZM201 146H202V144H201ZM237 146H238V145H237ZM27 147H26V149L23 148V151H24V149L27 150ZM42 147H43V146H42ZM49 147H50V146H49ZM49 147H48V148H49ZM106 147H107V146H106ZM165 147H167V146H165ZM203 147H204V146H203ZM203 147H202V148H203ZM235 147H236V146H235ZM238 147H239V146H238ZM254 147H255V146H254ZM16 148H17V149H16L15 151L18 150V147H16ZM30 148H31V147H30ZM40 148H41V147H39V149H40ZM48 148H47V149H48ZM64 148H65V147H64ZM176 148H177V147H176ZM233 148H234V147H233ZM233 148H232V150H233ZM47 149H46V150H47ZM103 149H105V148L103 147ZM41 150H42V149H41ZM98 150H99V148H97V152H98ZM101 150H102V149H101ZM174 150H175V149H174ZM9 151H10V150H9ZM13 151H14V148H13ZM43 151H44V150H43ZM94 151H95V150H94ZM159 151H160V150H159ZM237 151H238V150H237ZM31 152H32V151H31ZM38 152H39V151H38ZM38 152H37V153H38ZM59 152H60V151H59ZM101 152H102V151H101ZM142 152H143V151H142ZM261 152H262V151H261ZM17 153H19V151H18ZM23 153H25V151L22 152V154H23ZM20 154H21V151H20ZM20 154H17V155L20 156ZM92 154H93V153H92ZM94 154H95V153H94ZM94 154H93V155H94ZM98 154H99V152H98L96 155H98ZM159 154H160V153H159ZM170 154H171V153H170ZM24 155H25V154H23V157H24ZM56 155H59V154L56 153ZM11 156H13V154H12ZM33 156H34V155H33ZM91 156H92V155H91ZM91 156H89V158H88V156H87V158H88L89 160H90V159H93L95 155H94L93 157H91ZM6 157H7V156H6ZM13 157H16V156L14 155ZM21 157H22V156H21ZM23 157H22V158H23ZM29 157H30V156H29ZM29 157H28V159H29ZM53 157H54V156H53ZM136 157H137V156H136ZM136 157H135V158H136ZM24 158H25V157H24ZM71 158H72V157H71ZM87 158H86V159H87ZM11 159H12V158H10V161H11ZM17 159L19 160V158H15L14 161H17ZM68 159L70 160V158H67V159L65 158V159H63V161H62L63 164H64V162H65L64 160H68ZM86 159H85V161H86ZM136 159H137V158H136ZM220 159H221V158H220ZM12 160H13V159H12ZM21 160H22V159L20 158L19 161H21ZM24 160H25V159H24ZM132 160H133V158H132ZM160 160H161V159H160ZM252 160H253V159H252ZM19 161L17 162L18 165H19ZM25 161H26V160H25ZM70 161H71V160H70ZM177 161H178V160H177ZM179 161H180V160H179ZM179 161H178V162H179ZM207 161H209V160H207ZM232 161H233V158H232ZM232 161H231V162H232ZM0 162H1V161H0ZM23 162H24V161H23ZM62 162H60V163H62ZM88 162H89V161H88ZM162 162H163V161H162ZM203 162H204V161H203ZM205 162H206V161H205ZM7 163H9V161H7ZM13 163H14V162H13ZM13 163H11V164L14 165ZM58 163H59V162H58ZM68 163H69V162H67V164H68ZM152 163H154L153 160H152ZM176 163H177V162H176ZM207 163H208V162H207ZM226 163H227V161H226ZM45 164H46V163H45ZM63 164H61V165H63ZM82 164H83V163H82ZM88 164H89V163H88ZM109 164H110V163H109ZM113 164H114V163H113ZM178 164H179V163H178ZM215 164H216V163H215ZM251 164H252V163H251ZM12 165H11V166H12ZM42 165H43V163H42ZM50 165H51V164H50ZM50 165H49V167H50ZM54 165H55V164H53L52 166H54ZM144 165H145V164H144ZM150 165H151V164H150ZM154 165H155V164H154ZM180 165H181V164H180ZM194 165H195V164H194ZM198 165H199V164H198ZM198 165H197V166H198ZM200 165H201V164H200ZM216 165H217V164H216ZM4 166H5V165H4ZM56 166H57V168H58V164H57ZM111 166H112V165H111ZM172 166H174V165H172ZM204 166H206V165H204ZM247 166H248V165H246V167H247ZM14 167H15V166H14ZM43 167H44V166H43ZM45 167H46V165H45ZM67 167H68V166H67ZM108 167H109V165H108ZM141 167H142V166H141ZM151 167H152V165H151ZM169 167H170V166H169ZM174 167H175V166H174ZM194 167H195V166H194ZM241 167H242V166H241ZM3 168H4V167H3ZM8 168H9V167H8ZM8 168H6V169L4 168L5 170L2 169V171H3V170H4V171H6V170L8 171ZM11 168H13V167H11ZM11 168H9V169H11ZM41 168H42V167H41ZM62 168H63V167H62ZM143 168H145V167H143ZM176 168H177V167H176ZM200 168H201V167H200ZM204 168H205V167H204ZM50 169H51V167H50ZM100 169H101V168H100ZM110 169H111V168H110ZM166 169H167V168H166ZM173 169H174V168H173ZM195 169H196V168H194L193 170H194L195 173H196L197 170H195ZM205 169H207V168H205ZM215 169H216V168H215ZM248 169H249V168H248ZM250 169H251V168H250ZM0 170H1V169H0ZM43 170H44V169H43ZM46 170H47V169H46ZM53 170H54V169H53ZM92 170H93V169H92ZM103 170H104V169H103ZM107 170H108V169H107ZM107 170H106V172H105V173H106L105 175H108V174H109V173L107 172ZM167 170H169V168H168ZM170 170H171V169H170ZM174 170H176V169H174ZM199 170H200V169H199ZM213 170H214V166H213ZM216 170H217V169H216ZM216 170H215V171H216ZM241 170H242V169H241ZM243 170H244V168H243ZM254 170H255V169H254ZM254 170L252 169L251 171L254 172ZM37 171H38V170H37ZM37 171H36V172H37ZM39 171H41V169H40ZM47 171H48V170H47ZM47 171H46V172H47ZM51 171H52V169H51ZM93 171H94V170H93ZM108 171H109V170H108ZM171 171H173V170H171ZM176 171H177V170H176ZM203 171H204V170H203ZM59 172H60V171H59ZM200 172H201V171H200ZM219 172H220V171H219ZM239 172H240V171H239ZM246 172H247V171H246ZM0 173H1V172H0ZM41 173H42V172H41ZM47 173H48V172H47ZM49 173H50V172H49ZM49 173H48V174H49ZM102 173H103V172H102ZM107 173H108V174H107ZM177 173H178V172H177ZM198 173H199V172H198ZM201 173H202V172H201ZM201 173H200V174H201ZM211 173H212V172H211ZM220 173H221V172H220ZM230 173H231V172H230ZM232 173H233V172H232ZM247 173L249 174V171H248ZM2 174H3V173H2ZM2 174H0L1 177H2ZM100 174H101V173H100ZM154 174H156V173H154ZM200 174H199V175H200ZM243 174H244V172H243ZM243 174H242V175H243ZM248 174H247V175H248ZM3 175H4V174H3ZM6 175H7V174H6ZM40 175H41V174H40ZM40 175H39V176H40ZM42 175H43V174H42ZM69 175H70V174H69ZM96 175H97V174H96ZM105 175H104V176H101V177L98 176V175H97V176L100 177V178H102V177L105 178ZM172 175H173V174H172ZM192 175H194V172L192 173ZM195 175H197V174H195ZM203 175H204V173H203ZM207 175H208V174H207ZM211 175H212V174H211ZM239 175H240V174H239ZM244 175H245V174H244ZM247 175H246V176H247ZM4 176H5V175H4ZM31 176H32V175H31ZM31 176H30V177H31ZM51 176H52V174H51ZM51 176H50V177H51ZM54 176H55V175H54ZM161 176L164 177L165 174H164V176H163V175H161ZM161 176H158V177H160V178L157 177V179L160 180V179H161ZM204 176H205V175H204ZM204 176H203V179H204ZM237 176H238V175H237ZM30 177H29V178H30ZM35 177H37V180H38V179L40 180V181L38 180V182H41V183H42V181L44 180V178H42L41 176L38 177V176H36V174H35ZM45 177H46V176H45ZM55 177H56V176H55ZM152 177H153V176H152ZM191 177H192V176H191ZM3 178H4V177H3ZM33 178H34V177H33ZM33 178L30 179V183L32 182L31 180H33ZM40 178H42L43 180L40 179ZM86 178H87V177H86ZM90 178L93 179L92 177H90ZM168 178H169V177H167V179H168ZM189 178H190V177H189ZM194 178H195V177H194ZM194 178H193V179H194ZM219 178H221V177H219ZM237 178H238V177H237ZM45 179H47V178H45ZM54 179H55V178H54ZM98 179H99V178H98ZM162 179H164V178H162ZM191 179H192V178H191ZM213 179L215 180L214 177H213ZM221 179H222V178H221ZM0 180H1V178H0ZM11 180H12V179H11ZM28 180H29V179H28ZM37 180H36V181H37ZM51 180H52V179H51ZM84 180H87V179H84ZM94 180H95V182H96L97 179H94ZM100 180H101V179H100ZM142 180H143V179H142ZM197 180H198V179H197ZM201 180H202V179H201ZM211 180H212V179H211ZM233 180H234V179H233ZM251 180H252V179H251ZM255 180H256V179H255ZM25 181H26V180H25ZM34 181H35V180H34ZM52 181H53V180H52ZM64 181H65V180H64ZM89 181H90V180H89ZM89 181H88V183H89L90 185H91L92 182H94V181H92V182L90 183ZM143 181H144V180H143ZM160 181H161V180H160ZM175 181H176V180H175ZM178 181H179V180H178ZM184 181H185V180H184ZM189 181H191V180L189 179ZM212 181H213V180H212ZM223 181H224V180H223ZM49 182H50V181H49ZM85 182H86V181H85ZM95 182H94L93 185H95ZM154 182H155L154 184H156V181H154ZM165 182H166V179H165ZM176 182H177V181H176ZM186 182H188V181L186 180ZM194 182H195V181H194ZM194 182H193V183H194ZM258 182H259V181H258ZM41 183H40V184H41ZM82 183H83V182H82ZM97 183H98V182H97ZM97 183H96V184H97ZM161 183H162V182H161ZM161 183H160V184H161ZM189 183H190V182H189ZM189 183H187V184H189ZM210 183H211V182H210ZM214 183H215V182H214ZM227 183H228V182H226L225 184H227ZM230 183H231V182H230ZM23 184H24V181H23ZM25 184L28 185V182L25 183ZM25 184H24V185H25ZM45 184H46V183H45ZM63 184H64V183H63ZM109 184H110V182H109ZM158 184H159V183H158ZM162 184H163V183H162ZM174 184H175L174 187H177V186H176V183H174ZM215 184H216V183H215ZM228 184H229V183H228ZM228 184H227V185H228ZM24 185H23V186H24ZM32 185H36V183L34 184V182H33ZM82 185H83V184H82ZM90 185H89V187L92 188ZM143 185H144V184H143ZM178 185H179V184H178ZM183 185H184V184H183ZM227 185H226V186H227ZM28 186H29V185H28ZM42 186H43V185H42ZM42 186H40V188H41ZM153 186H154V185H153ZM153 186L150 187V185H149L150 188H153ZM156 186H157V185H156ZM210 186H211V185H210ZM223 186H225V185H223ZM251 186H252V185H251ZM29 187H30V186H29ZM29 187H28V188L26 187V188H27V189H31V187H30V188H29ZM33 187H34V186H33ZM149 187H148V188L146 187V188L149 189ZM157 187H158V186H157ZM159 187H161V186H159ZM159 187H158V188H159ZM178 187H179V186H178ZM178 187H177V188H178ZM246 187H247V186H246ZM248 187H249V186H248ZM259 187H260V185H259ZM36 188H37V187H36ZM142 188H143V187H142ZM144 188H145V187H144ZM146 188H145V190H146ZM180 188H182V187L180 186ZM205 188H206V187H205ZM217 188H218V187H217ZM220 188H221V187H220ZM222 188L224 189V187H222ZM255 188H256V187H255ZM23 189H24V187H23ZM27 189H24V190H27ZM64 189L66 190V188H64ZM88 189H89V188H88ZM139 189H140V188H139ZM159 189H160V188H159ZM263 189H264V188H263ZM37 190H38V188H37ZM86 190H87V189H86ZM149 190H150V189H149ZM153 190H154V189H153ZM153 190H152V192H153ZM173 190H174V188H173ZM175 190H176V189H175ZM175 190H174V191H175ZM185 190H186V189H185ZM199 190H200V189H199ZM221 190H222V189H221ZM259 190H260V189H259ZM19 191H20V190H19ZM19 191H18V192H19ZM154 191H155V190H154ZM176 191H178V190H176ZM179 191H180V190H179ZM179 191H178V192H179ZM201 191H202V190H201ZM201 191H199V192H201ZM210 191H211V190H210ZM256 191H257V188H256ZM139 192H140V191H139ZM139 192L136 193V194H139ZM143 192H144V191H143ZM143 192H141V194H144ZM145 192H146V191H145ZM188 192H190V191H188ZM240 192H241V191H240ZM34 193H35V192H34ZM148 193H150V192L148 191L147 194H148ZM241 193H242V192H241ZM17 194H18V193H17ZM65 194H66V193H65ZM172 194H173V193H172ZM176 194H178V193L176 192ZM183 194H184V193H183ZM188 194H189V193H188ZM198 194H199V193H198ZM216 194H218V193H216ZM246 194H247V193H246ZM249 194H250V192H249ZM252 194H253V193H252ZM24 195L26 196V194H24ZM49 195H50V194H49ZM169 195H170V194H169ZM202 195H203V194H202ZM247 195H248V194H247ZM247 195H246V198H247ZM250 195H251V194H250ZM254 195H255V194H254ZM37 196H38V195H37ZM45 196L47 197V194H46ZM65 196H66V195H65ZM65 196H63V198H65ZM84 196H85V195H84ZM173 196H175V195H173ZM177 196H178V195H177ZM192 196H193V194H192ZM20 197H21V196H20ZM49 197H51V195H50ZM57 197L59 198V196H57ZM61 197H62V196H61ZM61 197H60V198H61ZM132 197H133V196H132ZM139 197H140V195H139L138 197H136V198L138 199ZM178 197H180V196H178ZM190 197H191V196H190ZM242 197H243L244 199H246L244 196H242ZM242 197H241V198H242ZM4 198H5V197H4ZM14 198H15V197H14ZM41 198H42V197H41ZM51 198H52V197H51ZM249 198H250V197H249ZM23 199H24V198H23ZM43 199H45V198L43 197ZM188 199H189V198H188ZM253 199L255 200V199H256V196H254ZM259 199H260V202H261V198H259ZM263 199H264V198H263ZM13 200H14V199H13ZM36 200H37V203H38L39 200H38V199H36ZM59 200H62V199H59ZM132 200L134 201V199H132ZM166 200H168V199H164V202H163V203H165ZM173 200H174V202H175L176 199H173ZM173 200H172V201H173ZM196 200H197V199H196ZM202 200H203V199H202ZM230 200H231V199H230ZM250 200H251V199H250ZM250 200H249V201H250ZM257 200H258V199H256V201H257ZM19 201H20V200H19ZM21 201H23V200H21ZM50 201H52V200H50ZM55 201H56V200H55ZM190 201H191V203H192V200H190ZM190 201H189V202H190ZM240 201L242 202V206L244 205L243 202L246 204V202H245L246 200H245V201L240 200ZM247 201H248V200H247ZM256 201H253V203L256 202ZM262 201H263V200H262ZM12 202H13V201H12ZM14 202H15V201H14ZM17 202H18V201H17ZM40 202H43V200H41ZM169 202H170V201H169ZM228 202H229V201H227V203L225 204L227 207H228ZM236 202H237V201H236ZM236 202H235V203H236ZM241 202H240V203H241ZM257 202H258V201H257ZM18 203H19V202H18ZM20 203H21V202H20ZM48 203H49V202H47V204L45 203V205H48ZM50 203L52 204V202H50ZM129 203H130V202H129ZM134 203H135V202H134ZM200 203H201V202H200ZM230 203L233 204L232 201H230L229 204H230ZM38 204H39V203H38ZM38 204H37V205H38ZM158 204H159V203H158ZM180 204H181V203H180ZM185 204H186V203H185ZM189 204H190V203H188V204L185 205V206H188ZM197 204H198V201H197ZM208 204H209V203H208ZM238 204H239V202H238L236 205H237V206H240V205H241V204H240V205H238ZM263 204H264V203H263ZM52 205L54 206V204H52ZM164 205H166V204H164ZM164 205H163V206H164ZM169 205H172V204L170 203ZM190 205H191V204H190ZM225 205L222 206V208H220V209H223V207H226ZM254 205H255V204H254ZM254 205H253V207H254ZM261 205H262V204H261ZM33 206H34V205H33ZM38 206H39V205H38ZM53 206H52V207H53ZM125 206H126V205H124V207H125ZM161 206H162V204H160V207H161ZM163 206H162V207H163ZM180 206H182V205H180ZM192 206H194V204H193ZM229 206H230V205H229ZM257 206H258V205H257ZM0 207H1V205H0ZM15 207H16V206H15ZM52 207H51V205L49 204V208H48V209H50V208H52ZM122 207H123V206H122ZM124 207H123V210H124ZM142 207H143V205H142ZM160 207H159V208H160ZM168 207H170V206H168ZM168 207H167V209H168ZM190 207H191V206H190ZM195 207H196V206H195ZM230 207H232V205H231ZM234 207H235V210H236V206H235V204H234ZM244 207H245V206H244ZM246 207H247V206H246ZM249 207H250V206H249ZM263 207H264V206H263ZM120 208H121V207H120ZM159 208H158V209H159ZM165 208H166V207H165ZM188 208H189V207H188ZM247 208H248V207H247ZM38 209L41 210L40 206H39ZM42 209L44 210V207H43ZM156 209H157V208H156ZM158 209H157V210H158ZM160 209H163V208H160ZM181 209H182V207H181ZM189 209H191V208H189ZM46 210H47V208H46ZM52 210H53V209H52ZM215 210H216V209H215ZM238 210L241 211V209L237 207V211H238ZM242 210H243V209H242ZM255 210H257V208H255ZM24 211H25V210H24ZM89 211H90V210H89ZM163 211H164V210H163ZM231 211H232V208H231ZM237 211H236V212H237ZM240 211H239V212H240ZM247 211H248V210L246 209V212H247ZM252 211H253V210H252ZM259 211H260V210H257L258 213H260ZM39 212H40V211H39ZM39 212H35V213H39ZM121 212H122V213H126L125 210H124V211H121ZM129 212H130V211H129ZM145 212H146V211H145ZM148 212H149V211H148ZM156 212H160V211L158 210V211H156ZM161 212H162V210H161ZM182 212H183V210H182ZM216 212H218V211H216ZM216 212H215V214H216ZM236 212H235V213H236ZM242 212H243V211H241L240 213L242 214ZM244 212H245V210H244ZM255 212H256V211H255ZM29 213H30V212H29ZM32 213H33V212H32ZM119 213H120V211H119ZM122 213H121V214H122ZM162 213H163V212H162ZM171 213H172V212H171ZM220 213H221V211H220ZM220 213H218V215H216V216H218V218H220V217H219V214H220ZM249 213H251V214H248V213H247V214L253 216V215H252V212H250V210H249ZM43 214H44V213H43ZM157 214H158V213H157ZM227 214H228V213H227ZM231 214H232V213H231ZM231 214L229 213V215H231ZM236 214H237V213H236ZM236 214H235V216H236ZM241 214H240V215L238 214V215L241 216ZM247 214H245L244 217H245V219H247V221H248V219H249L248 217H249V216L246 218ZM253 214H254V213H253ZM255 214H256V213H255ZM262 214H263V213H262ZM23 215L26 216L25 214H23ZM134 215H136V214H134ZM134 215H133V216H134ZM137 215H138V214H137ZM179 215H180V214H179ZM179 215H178V217H180ZM204 215H205V214H204ZM225 215H226V214H225ZM257 215H258V214H257ZM257 215H255V216H257ZM29 216L32 217V215H30V214H29ZM29 216H28V217H29ZM116 216H117V215H116ZM133 216H132V217H133ZM141 216H142V215H141ZM232 216H233V215H231L230 217H232ZM239 216L236 217L237 220H238ZM251 216H250V217H251ZM112 217H113V218H112ZM112 217H111V219L115 220L116 217H115V216H112ZM114 217H115V218H114ZM117 217H118V216H117ZM138 217H139V216H138ZM174 217H175V216H174ZM176 217H177V216H176ZM181 217H183V216L181 215ZM185 217H186V216H185ZM213 217H214V216L212 215V218H213ZM241 217H243V215H242ZM244 217H243V218H244ZM40 218H41V216H40ZM119 218L121 219V217H119ZM142 218H143V216H142ZM191 218H192V217H191ZM224 218H225V217H224ZM224 218L222 217L223 220H224ZM228 218H229V217H228ZM232 218H235V217H232ZM232 218H230V219H232ZM257 218H259V217H257ZM257 218H256V219H257ZM44 219H46V217H45ZM133 219H134V218H133ZM135 219H137V218H135ZM143 219H144V218H143ZM169 219H170V218H169ZM180 219H181V218H180ZM184 219H187V218H184ZM215 219H217V217H215ZM239 219L242 220V218H239ZM256 219H255V220H256ZM49 220H50V219H49ZM105 220H106V219H105ZM109 220H110V219H109ZM109 220H107V221H109ZM189 220H190V219H189ZM204 220H205V219H204ZM217 220H218V219H217ZM228 220H229V219H228ZM237 220H236V221H237ZM243 220H244V219H243ZM250 220H251V219H250ZM44 221H45V220H44ZM115 221H116V220H115ZM143 221H144V220H143ZM166 221H168V220H166ZM218 221H219V220H218ZM226 221H227V220H226ZM244 221H245V220H244ZM23 222H24V221H23ZM105 222H106V221H105ZM168 222H169V221H168ZM170 222H172V220H170ZM176 222H178V221H176ZM179 222H180V221H179ZM187 222H188V221H187ZM219 222H221V219H220ZM239 222H240V221H239ZM248 222H249V221H248ZM250 222H251V221H250ZM112 223H113V221H112ZM129 223H130V222H129ZM174 223H175V222H174ZM180 223L183 224L184 222L182 221V222H180ZM189 223H190V222H189ZM196 223H197V222H196ZM199 223H200V222H199ZM205 223H206V222H205ZM215 223H216V222H215ZM223 223H224V222H223ZM232 223H233V222H232ZM234 223H237V226H238V224H239L238 221H237V222L234 221ZM23 224H24V223H23ZM107 224H108V223H107ZM137 224H140V223H136V225H137ZM144 224H145V223H144ZM167 224H168V223H167ZM171 224H173V222H172ZM185 224H186V223H185ZM190 224H191V223H190ZM194 224H195V223H194ZM200 224H201V223H200ZM202 224H203V223H202ZM207 224H208V223H207ZM210 224H211V223H210ZM224 224H225V223H224ZM248 224H249V223H248ZM160 225H161V224H160ZM174 225H177V224L175 223V224H173L171 227H173ZM180 225H181V224H180ZM188 225H189V224H188ZM188 225H185V226H188ZM191 225H192V224H191ZM198 225H199V224H198ZM198 225H197V226H198ZM249 225H250V224H249ZM252 225H253V223H252ZM37 226H38V225H37ZM105 226H106V227H107V226L110 227V226H112V224H110V226H109V225H105ZM124 226H125V225H124ZM133 226H134V225H133ZM138 226H139V225H138ZM141 226H142V224H141ZM161 226H162V225H161ZM166 226H167V225H165V227H163V228L166 229V228H167ZM181 226H183V225H181ZM193 226H194V225H193ZM202 226H203V225H202ZM207 226H208V225H207ZM207 226H206V227H207ZM220 226H221V225H219V227H220ZM222 226H223V225H222ZM228 226H230V225H228ZM159 227H160V226H159ZM174 227H175V226H174ZM194 227H195V226H194ZM203 227H204V226H203ZM224 227H225V226H224ZM226 227H227V226H226ZM234 227H235V226H234ZM251 227H252V226H251ZM48 228H49V227H48ZM82 228H83V227H82ZM132 228H134V227H132ZM132 228H131V229H132ZM153 228H154V227H152L151 229H153ZM161 228H162V227H161ZM161 228H160V231H162ZM169 228H170V227H169ZM181 228H182V227H181ZM183 228H184V227H183ZM183 228H182V229H183ZM188 228H190V227H188ZM210 228H211V227H210ZM214 228H217V227H216V224L214 225ZM214 228H212L211 230L213 231ZM241 228H242V227H241ZM241 228H239V229L241 230ZM158 229H159V228H158ZM172 229H173V228H172ZM184 229H185V228H184ZM196 229H197V228H196ZM202 229H203V228H202ZM243 229H244V227H243ZM247 229H248V227H247L245 230H247ZM54 230H56V229L54 228ZM105 230H106V229H105ZM169 230H170V229H169ZM175 230H176V229H175ZM175 230L173 229V232H174ZM192 230H193V229H192ZM204 230H205V229H204ZM215 230H216L217 232L220 231V230H217V229H215ZM227 230H228V229H227ZM123 231H124V230H123ZM131 231H132V230H131ZM131 231H130V229H129L128 234H126V233H125V234L128 235V237H129V235H131V234H129V232H131ZM157 231L160 232L159 230L155 229V232L153 231V233L156 234ZM166 231H167V229H166ZM166 231H165V232H166ZM170 231H171V230H170ZM170 231H167V232L169 233ZM185 231H186V229H185ZM185 231H184V232H185ZM188 231H189V230H188ZM194 231H195V230H194ZM200 231H201V229H200ZM206 231H207V230H206ZM212 231H210V232H212ZM237 231H239V230L237 229ZM162 232H163V231H162ZM181 232H182V235H184V234H183V231H181ZM190 232H191V231H190ZM217 232H216V233H217ZM230 232H231V231H230ZM234 232H236V231L234 230ZM234 232H233V233H234ZM242 232H243V231H242ZM245 232H246V231H244V233H245ZM70 233H71V231H70ZM72 233H73V232H72ZM170 233H172V231H171ZM216 233H215V234H216ZM218 233H219V232H218ZM226 233H227V232H226ZM226 233H225V234H226ZM238 233H239V232H238ZM244 233H243V234H244ZM123 234H124V232H123ZM155 234H154V235H155ZM185 234H186V233H185ZM191 234H192V232H191ZM195 234H196V233H195ZM197 234H198V233H197ZM225 234H224V235H225ZM234 234H235V233H234ZM241 234H242V233H241ZM241 234H240V235H241ZM243 234H242V235H243ZM38 235H39V234H38ZM38 235H37V236H38ZM126 235H124V236L126 237ZM151 235H152V234H151ZM163 235H164V234H163ZM163 235H162V236H163ZM169 235H170V234H169ZM202 235H203V234H202ZM202 235H201V236H202ZM207 235H208V234H207ZM212 235H213V234L211 233L210 236H212ZM216 235H217V234H216ZM216 235H215V236H216ZM231 235H232V232H231L230 236H231ZM238 235H239V234H238ZM2 236H3V235H2ZM156 236H157V238L160 237V235H158V233H157V235H155V238H156ZM166 236H167V235H166ZM171 236H173V235H171ZM171 236H170V237H171ZM196 236H197V235H196ZM215 236H214V237H215ZM221 236H222V235H221ZM228 236H229V234H228ZM234 236H235V235H234ZM38 237H39V236H38ZM122 237H123V236H122ZM153 237H154V236H153ZM177 237H179V236H177ZM177 237H176V238H177ZM199 237H200V235H199ZM206 237H207V236H206ZM208 237H209V235H208ZM222 237H223V236H222ZM222 237H221V239H223ZM236 237H239V236L236 235ZM252 237H253V236H252ZM252 237H249V239L252 238ZM1 238H2V237H1ZM39 238H40V237H39ZM164 238L166 239V238H169V237H164ZM171 238H172V237H171ZM181 238H182V237H181ZM181 238H180V240H181ZM183 238H184V237H183ZM194 238H195V237H194ZM202 238H203V236H202ZM202 238H200V240H201ZM242 238H243V237H242ZM242 238H238V239H242ZM244 238H245V237H244ZM244 238H243V239H244ZM2 239H4V237H3ZM9 239H10V238H9ZM45 239H46V238H45ZM123 239H124V237H123ZM152 239H154V238H152ZM203 239H205V238H203ZM203 239H202V241L204 242ZM225 239L228 240V238H224V240H225ZM245 239H247V238H245ZM245 239H244V240H245ZM252 239H254V238H252ZM255 239H257V238H255ZM10 240H11V239H10ZM143 240H144V238H143ZM157 240H159V239H156V241H157ZM169 240H170V238H169ZM171 240H174V236H173V239H171ZM180 240H179V241H180ZM217 240H218V239H217ZM233 240L235 241V239H233ZM86 241H87V240H86ZM156 241H155V242H156ZM179 241H178V243H180ZM192 241H193V238H192ZM197 241H198V240H197ZM221 241H222V240H221ZM221 241H220V242H221ZM234 241H233V242H234ZM236 241H238V240L236 239ZM239 241H240V240H239ZM250 241H251V239H250ZM257 241H258V240H257ZM159 242H160V241H159ZM159 242H158V243H155V244H159ZM162 242H163V241H162ZM171 242H172V241H171ZM207 242H208V241H207ZM207 242H206V243H207ZM160 243H161V242H160ZM173 243H174V241H173ZM178 243H176V244H177L176 246H178V245L181 246V245L178 244ZM193 243H194V242H193ZM193 243H192V244H193ZM195 243H196V241H195ZM208 243H209V242H208ZM230 243H231V242H230ZM239 243H240V242H239ZM246 243L248 244L249 241L247 242V240H246ZM258 243L260 244V248H259V249H262V248H261V246H263V245L261 244L262 242H261V243L258 242ZM86 244H87V243H86ZM169 244H171V243H169ZM192 244H191V245H192ZM231 244H232V243H231ZM233 244H234V243H233ZM247 244H246V245H247ZM251 244H252V243H251ZM251 244H250V245H251ZM253 244H255V243H253ZM256 244H257V243H256ZM35 245H36V244H35ZM171 245H172V244H171ZM195 245H196V244H195ZM201 245H202V244H201ZM201 245H200V246H201ZM206 245H207V244H206ZM235 245H237L236 242H235ZM143 246H144V245H142V247H141V246L139 247V248H140L139 251H141V248L144 249V251L147 249V248L145 249V247H143ZM157 246H158V245H157ZM174 246H175V245H174ZM200 246H197V245H196V248H197V247H200ZM204 246H205V243H204ZM232 246H233V248H234V245H232ZM242 246H243V244H242ZM247 246H249V245H247ZM251 246H252V245H251ZM253 246H254V245H253ZM183 247H184V246H183ZM217 247H218V246H217ZM237 247H238V245H237ZM245 247H246V246H245ZM52 248H53V247H52ZM175 248H176V247H175ZM177 248H178V247H177ZM185 248H186V247H185ZM185 248H184V249H185ZM200 248H201V247H200ZM218 248H219V247H218ZM218 248H217V250H218ZM230 248H231V246H230ZM252 248H253V247H251V248H249V249H252ZM134 249H135V248H134ZM148 249H149V248H148ZM204 249H206V248H204ZM236 249L238 250V248H236ZM241 249L243 250V247H241ZM55 250H56V249H55ZM151 250H152V249H151ZM151 250H150V251H151ZM153 250H154V249H153ZM182 250H183V249H182ZM237 250H235V251L237 252ZM239 250H240V249H239ZM239 250H238V251H239ZM253 250H254V248H253ZM256 250H258V249H256ZM123 251H125V250H123ZM133 251H134V250H133ZM160 251H162V250H160ZM184 251H185V250H184ZM197 251H198V250H197ZM244 251H246L247 253H249V255H253L255 252H257V251H255L253 254H251V253L249 252V250H244ZM244 251H243V252H244ZM53 252H54V251H53ZM118 252H119V251H118ZM141 252H142V251H141ZM168 252H169V250H168ZM171 252H172V251H171ZM207 252H208V251H207ZM246 252H245V253H242V254L245 255ZM259 252H261V250H259ZM142 253H143V252H142ZM144 253H145V252H144ZM144 253H143V256H144L143 259L145 260V256H146L148 253H150V252L148 251V253H147V254L145 253V255H144ZM234 253H235V252H234ZM263 253H264V251H263ZM263 253H262V255H263ZM122 254H123V253H120V257H121ZM139 254H140V253H139ZM161 254H162V253H161ZM181 254H182V253H181ZM183 254H184V253H183ZM199 254H200V253H199ZM219 254H220V252H219ZM60 255H61V253H60ZM60 255H59V256H60ZM123 255H124V254H123ZM123 255H122V256H123ZM148 255H149V254H148ZM162 255H163V254H162ZM174 255H175V254H174ZM201 255H202V254H201ZM246 255H247V254H246ZM249 255H248V256H249ZM259 255H260V254H259ZM12 256H13V255H12ZM187 256H189V255H187ZM217 256H218V255H217ZM217 256H216V257H217ZM220 256H221V255H220ZM234 256H236V255L234 254ZM242 256H243V255H242ZM256 256H258V255L256 254ZM18 257H19V256H18ZM132 257H133V260H134L133 263H134V264H137V263H136V262H137V261H136L137 259H134L135 255H133ZM253 257H254V255H253ZM258 257H259V256H258ZM260 257H261V255H260ZM260 257H259V258H260ZM263 257H264V255H263ZM121 258H122V257H121ZM121 258H120V259H121ZM138 258H139V256H138ZM179 258L181 259V256H180ZM211 258H212V257H211ZM234 258H235V257H234ZM250 258H252V257H250ZM255 258H256V257H254V259H255ZM7 259H8V258H7ZM130 259H131V258H130ZM130 259H128V261H129ZM143 259H142V262H143ZM239 259H240V258H239ZM262 259H263V258H262ZM118 260H119V259H118ZM182 260H183V259H182ZM185 260H187V259H185ZM210 260H211V259H210ZM244 260H245V259H244ZM258 260H259V259H258ZM6 261H7V260H6ZM105 261H106V260H105ZM120 261H121V260H120ZM135 261H136V262H135ZM139 261H140V259H139ZM179 261H180V260H179ZM206 261H207V260H206ZM245 261H246V260H245ZM247 261H248V260H247ZM255 261H256V260H255ZM14 262H15V261H13V263H14ZM17 262H19V261H17ZM124 262H125V260H124ZM140 262H141V261H140ZM186 262H187V261H186ZM257 262H258V261H257ZM7 263H8V262H7ZM102 263H103V262H102ZM102 263H101V264H102ZM119 263H121V262H119ZM126 263H128V262L126 261ZM130 263H132V262H130ZM133 263H132V264H133ZM262 263H263V262H262ZM15 264H17V263L15 262ZM19 264H20V263H19ZM96 264H97V262H96ZM106 264H107V263H106ZM109 264H110V263H109ZM147 264H148V263H147ZM151 264H154V263H151ZM160 264H161V263H160ZM209 264H210V263H209ZM216 264H217V263H216ZM241 264H242V263H241ZM243 264H244V263H243ZM246 264H248V262H246ZM255 264H256V263H255Z\"/></svg>",
	"mask_w": 264,
	"mask_h": 264
}]
</instances>
